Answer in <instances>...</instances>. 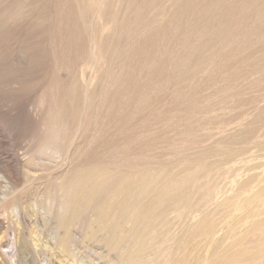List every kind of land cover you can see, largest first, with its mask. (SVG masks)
Segmentation results:
<instances>
[{"label":"rangeland","instance_id":"obj_1","mask_svg":"<svg viewBox=\"0 0 264 264\" xmlns=\"http://www.w3.org/2000/svg\"><path fill=\"white\" fill-rule=\"evenodd\" d=\"M263 162L264 0H0V264H264Z\"/></svg>","mask_w":264,"mask_h":264},{"label":"bare ground","instance_id":"obj_2","mask_svg":"<svg viewBox=\"0 0 264 264\" xmlns=\"http://www.w3.org/2000/svg\"><path fill=\"white\" fill-rule=\"evenodd\" d=\"M64 134V133H63ZM54 138L56 137V133H52L51 134ZM43 147V146H42ZM45 147V146H44ZM43 147V148H44ZM36 148V147H35ZM54 151V150H53ZM50 152V151H49ZM48 153V152H47ZM53 154H56V152L54 151V153ZM56 156V155H55ZM58 156V155H57ZM66 156V155H65ZM55 158V157H54ZM48 163V162H47ZM51 163V162H50ZM264 163V162H263ZM258 167V166H257ZM34 169V168H33ZM66 169H67V167H66ZM249 169V168H248ZM262 170V169H261ZM54 171V170H53ZM260 171V170H259ZM260 172H262V171H260ZM31 173H33V172H31ZM28 174V173H27ZM154 175V174H153ZM162 175V174H161ZM193 177V176H192ZM152 178H153V176H152ZM1 179L2 180H0V187H1V185H2V183L4 182V183H6V181L9 179V176L8 175H5V174H3L2 173V175H1ZM149 179V178H148ZM156 179V178H155ZM193 181V180H192ZM83 183H85V181L83 182ZM129 185V184H128ZM239 185V184H238ZM237 187V186H236ZM258 188V187H257ZM218 190V189H217ZM118 192V191H117ZM167 195V194H166ZM3 197H4V199L6 198V195H3ZM164 197V196H163ZM9 198V197H8ZM161 199H158V201H160ZM7 201V200H6ZM149 207H147V208H145L144 209V211H143V216H145V217H149L148 219H150L151 217H152V214H153V209H151V210H147ZM156 210L157 209H155L154 210V212H156ZM213 210V209H212ZM150 212H152L151 214H149ZM259 212V211H258ZM242 213V212H241ZM120 214V213H119ZM197 214V213H196ZM260 214V213H259ZM63 215V214H62ZM241 215V214H240ZM128 216H131V215H128ZM192 216V215H191ZM245 216V215H244ZM139 217H140V215H139ZM243 217V216H242ZM250 217V216H249ZM258 217V216H257ZM238 218V217H237ZM189 219V218H188ZM190 219H192V218H190ZM25 220V219H24ZM245 220V219H244ZM243 220V221H244ZM237 222H238V220H237ZM242 222V221H241ZM64 223H66V225H67V223H68V221L67 222H64ZM250 223V222H249ZM245 225V224H244ZM258 226V225H257ZM260 227V226H259ZM258 227V228H259ZM250 228V227H249ZM148 229V228H147ZM189 229H191V228H189ZM263 230V229H262ZM253 231V230H252ZM251 231V232H252ZM256 231V230H255ZM255 231H253V232H255ZM259 231V230H258ZM258 231H256V232H258ZM127 232V231H126ZM253 232H252V234H253ZM254 235V234H253ZM255 235H257V233H255ZM259 235V234H258ZM260 235H262V234H260ZM259 235V236H260ZM264 235V234H263ZM195 236V235H194ZM197 236H198V234H197ZM258 236V237H259ZM257 237V236H256ZM257 237V238H258ZM264 237V236H263ZM260 238V237H259ZM262 238V237H261ZM163 239V238H162ZM264 239V238H263ZM182 240V239H181ZM256 240V239H255ZM193 242V241H192ZM235 242V241H234ZM243 242H245L244 240H243ZM242 242V243H243ZM257 242V241H256ZM261 242V241H260ZM0 243H1V241H0ZM183 243V242H182ZM190 243V242H189ZM233 243V242H232ZM237 243V242H236ZM234 244V243H233ZM255 244V243H254ZM257 245V244H256ZM1 246V245H0ZM5 246V245H4ZM256 247V246H255ZM1 248V247H0ZM263 248H264V246H263ZM262 248V249H263ZM248 249V248H247ZM251 249H253L252 247H251ZM259 249V248H258ZM247 251V250H246ZM245 251V252H246ZM249 251H251V250H249ZM258 251H260V253H262L261 252V250H258ZM15 253V252H14ZM260 253H259V255H260ZM264 253V252H263ZM232 254V253H231ZM230 254V255H231ZM248 254V253H247ZM17 255V254H16ZM250 255H251V253H250ZM262 255V254H261ZM253 256V255H252ZM262 257H264V256H262ZM230 258H232L233 260H237L238 261V259L240 260V258H243L242 260H244V261H246L247 262V264H260V263H257L256 261H257V259H255V257H251V256H247V255H245L243 252H239V253H236L235 255H233L232 257H230ZM260 258V257H259ZM258 258V259H259ZM264 259V258H263ZM231 260V259H230ZM227 261V260H226ZM236 261V262H237ZM228 262V261H227ZM240 262V261H239ZM238 262V263H239ZM260 262H261V258H260ZM234 263V262H233ZM230 264V263H229ZM240 264V263H239Z\"/></svg>","mask_w":264,"mask_h":264}]
</instances>
